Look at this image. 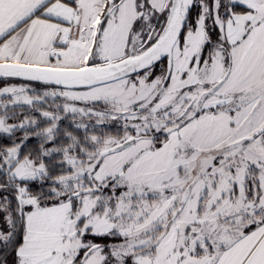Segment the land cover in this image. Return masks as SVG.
I'll use <instances>...</instances> for the list:
<instances>
[{
  "label": "snow or ice",
  "instance_id": "6c2138e0",
  "mask_svg": "<svg viewBox=\"0 0 264 264\" xmlns=\"http://www.w3.org/2000/svg\"><path fill=\"white\" fill-rule=\"evenodd\" d=\"M0 264H264V0H0Z\"/></svg>",
  "mask_w": 264,
  "mask_h": 264
}]
</instances>
